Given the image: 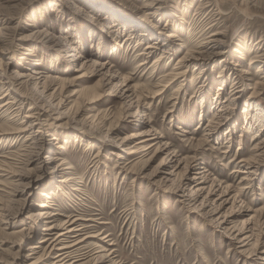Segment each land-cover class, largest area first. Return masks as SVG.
Returning a JSON list of instances; mask_svg holds the SVG:
<instances>
[{
	"label": "rangeland",
	"instance_id": "obj_1",
	"mask_svg": "<svg viewBox=\"0 0 264 264\" xmlns=\"http://www.w3.org/2000/svg\"><path fill=\"white\" fill-rule=\"evenodd\" d=\"M111 15L147 34L127 40L131 28H111ZM200 39L179 91L175 82L148 95ZM0 58V96L8 88L16 101L0 107V125L19 126L32 101L38 118L32 130L0 135V264L39 255L28 246L44 222L27 217L44 191L55 192L61 220L88 219L81 235H106L87 238L81 254L99 244L116 264H264V0H0ZM84 88L101 99L77 97ZM139 133L155 145L127 159ZM49 155L64 160L72 183H59ZM140 155L132 172L122 168ZM252 155L255 163L241 161Z\"/></svg>",
	"mask_w": 264,
	"mask_h": 264
},
{
	"label": "bare ground",
	"instance_id": "obj_2",
	"mask_svg": "<svg viewBox=\"0 0 264 264\" xmlns=\"http://www.w3.org/2000/svg\"><path fill=\"white\" fill-rule=\"evenodd\" d=\"M92 8H94L92 11L95 10L96 11V14L106 15L107 18L108 17L110 18V15L105 10H103V8H104L103 6H99V4H97V5H94ZM111 19H112V21L110 22L111 23L110 27L113 28V29H114V27H115L116 30H117L118 27H119V29H123V28L124 29H128V28H131V29L128 30L129 37L127 38V40L129 38H132V33L131 32H134L136 30L137 31H142V32H140L141 34L139 33L142 36H145L147 34V32H145L144 30L141 29V27L137 28L138 27L137 24H134L133 22H131L130 21V18H127V17L121 18L120 17V18L115 19L112 16ZM113 31H115V30H113ZM215 32H217V31H215ZM219 32H221V31H219ZM211 35H214L213 32H212ZM207 37H209V36H207ZM169 38L174 39V40H180L179 36L177 35V37H176L175 34L169 35ZM205 38L206 37H204V39ZM216 41H217V39L213 38V39H211V41H208V42H216ZM204 42H206V40L204 41L203 39H200V40L196 41V43L193 42V44L186 49V52L183 54V56H181L180 58L177 59V61L170 68L169 72H167L166 74H164V76L160 77L159 81L156 82L158 84H156L153 87L152 90L150 89L146 93L148 95H152V96H155V97L163 96V94L170 87H172L175 82H179L178 83L179 86L177 85L178 86L177 87V91H179V89L183 86V82H184V79H185L184 76L186 74V69L188 67V64H185V61L186 60H189L188 57H190L191 55H193V53L195 52L196 49L201 48V46L204 44ZM141 43H142V41L139 39L138 44H136V45H140ZM206 46H207V44H206ZM153 47H154V45L147 44L144 50L149 49V48L152 49ZM226 52L227 51H222V52L219 51V52H217V54H223V53H226ZM138 54L142 56V55L145 54V52H139ZM163 59H164V56L163 55L157 56L155 58L154 62H152L154 64V67H156L158 64L162 63V60ZM35 63L38 64L37 62H35ZM144 64H145V61H143V59L137 61L135 63V67H134L135 69L134 70H136V69L138 70L140 67L144 66ZM1 68H2V60L0 58V70H1ZM152 69H154V68L152 67ZM80 70L81 69H77L76 71H80ZM201 71L202 70H200L199 73ZM85 76H86V74L83 71V72L77 74L74 78L80 79V80H84L85 79L84 78ZM56 90L57 89L53 88V91L51 92V95L52 94L54 95V93H55ZM177 91H175V92H177ZM255 93H256V91L254 90L252 97L254 96ZM10 94L11 93L9 92V89L7 88V89H5L4 93L0 96V101H1L0 102V107L1 108H4V111L10 109L12 105H15L16 104V101H14L15 99L12 98V97L11 98L14 99V100H11V99H10V101L6 100V97L9 96ZM76 94H77V97L80 96L81 94H83L87 98L86 99L87 100V103L88 102H90V103L96 102V101L100 100L101 99V96H102V93L101 92H92L88 88L81 89V90L77 91ZM137 96L139 98H140V96H144L143 91L140 92V94L137 95ZM137 96H136V98H137ZM20 97L27 98V97H25L23 95H21ZM32 102L29 103L27 112H25L22 115L25 120L23 119V121L20 122L19 126H16L15 128L11 127V126H15V125H11V124H10L11 126H7L5 128H3V126L0 125V135L1 134H7V133H14V132L15 133H18V132H26L28 130H32V126L35 125V124H37L35 121L34 122H31L32 119L36 117L35 114L37 113V111H35V107L32 105L33 104ZM20 103H21V106H22V101H20ZM20 107H18V108H20ZM30 110H34V111H30ZM244 111H245V109H244ZM57 118L58 117H55V119H57ZM36 119H38V118L36 117ZM44 119H46V118H44ZM23 122L25 124L27 122H30L27 125L28 128L27 127H24L25 125H24ZM51 124H53V123H51ZM43 125H47V123L46 122H44V123L42 122V127H43ZM58 126L62 130V132H60V134L59 133L58 134L61 137L62 136L64 138L67 137L68 136V128H70L69 125H67V122L60 123V125H58ZM39 130H37V131L38 132H42V131H39ZM31 132H34V130L31 131ZM31 132H30V134L27 135L26 138H24L25 140L29 139L28 136L31 135ZM146 135H149V134H142V133H139V134H131V136L129 137L130 140L131 139L133 140V138L134 139L137 138L138 140L135 141V142H133L132 145H130L128 148H126V153L125 154L127 155V159H130L129 157H131V156L139 155L142 152L147 151L148 148H151V146H154L155 145V143H151V142H150L151 144H148L147 143L148 140H151V139H153L155 137L154 136L153 137H150V136L149 137H146ZM55 137L56 136H53L50 140H52V141L57 140L58 137L57 138H55ZM54 144H55L54 146H56L59 143H54ZM146 146H148V147H146ZM58 147L61 148L62 146L58 145ZM253 148H255V149L258 148L259 149V146H256L255 145ZM158 149L159 148L156 147L154 153L155 152L157 153L158 152ZM147 152H145V155H146ZM16 153H18V152H16ZM101 154H102V152L99 149L97 151V153L95 154L94 157H99ZM19 155H21V154H19ZM144 156L143 155L137 156L135 160L132 159L133 161L131 160V161H128V162L124 163L122 165V168L124 170L129 171V172H132L131 169L133 168V166L138 161L142 160V157H144ZM256 156L255 155H252L251 157H249L247 159H241V161H243L245 164H249L250 165L251 163L253 164V163L256 162V158H257ZM8 157H6V158H8ZM47 158L49 159V160L46 161L47 164H49V165L50 164H54L53 165L54 168L51 170V173L53 175H55V177H56V175H58L59 177H61V179L59 181V183H61V185L62 184L64 185V183L66 185L69 182H71V183L73 182V178L72 177H68L67 176L68 175V172H65L67 169H69V167H67L65 165L64 160H62L61 158H58V157L51 156V155H49ZM16 161H17V159H16ZM1 162H3V161H1ZM0 170L3 171L2 166H0ZM5 171H7V170H5ZM245 179H246V177H244L243 180H245ZM72 186H73V184H72ZM56 187L59 188V185H57ZM73 190L76 191V190H79V189L76 188V187H73ZM54 193L55 192L51 191V194H54ZM51 194L50 193L49 194H46L45 191L42 192L41 195L45 196V198H47V199L44 200V201H40L39 203H36L37 206H38V208H39V210L37 212H35V214H31V215H29L27 217V218H29L31 220L32 219L37 220L39 218V220L42 221V223L44 222V224L42 226V229H41V230H43V236L40 237V239H38V241L36 240L37 242H35L34 244H31V246L30 245L28 246V251H30L29 252L30 253L29 255H33V254H37V253L39 255H36L35 257H30L29 256L30 258H34V259H31V261H29L27 264H41L47 258H51V261L49 262V264H116V263H114L112 261V258H110V254L109 255H106L105 254L106 251H105L103 245H99V244L97 245L96 244L93 247H91V251H86V252L83 251L84 253L81 254V248H82L81 246L83 245V243H85V241H87L86 240L87 238H97L99 240L104 241V239H107L105 237L106 235L105 236H102V237L100 236L101 238H99V235H101V233H96V234H89V233H86L85 234L84 233L83 234L84 236L81 235L82 234L81 233L82 231H84V230L86 231L87 228H89L88 225H86L83 222L84 220H88V219H84L82 217H78V216H75V215L68 217L69 218L68 219L64 215L67 218V220H61L60 217H59V215L62 216V214L61 213H57V212H53V210H52V209H54V206H55L54 204L55 203L52 202L53 200H52ZM31 228H34V227H32V225L29 228L26 227V226H24L21 229L28 230V229H31ZM31 230L33 231V229H31ZM77 233H79V234H77ZM44 242H46V244H45L46 246L45 247L42 246V243H44ZM39 244H41V245H39ZM39 248L41 249V252L40 253L38 252L39 251L38 250ZM88 250H90V249H88ZM15 263L16 262H13L12 264H15Z\"/></svg>",
	"mask_w": 264,
	"mask_h": 264
}]
</instances>
